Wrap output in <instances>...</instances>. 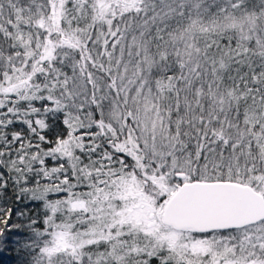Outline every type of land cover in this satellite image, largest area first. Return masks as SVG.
I'll return each instance as SVG.
<instances>
[{"label": "snow or ice", "instance_id": "1", "mask_svg": "<svg viewBox=\"0 0 264 264\" xmlns=\"http://www.w3.org/2000/svg\"><path fill=\"white\" fill-rule=\"evenodd\" d=\"M0 200L31 264H264V0H0Z\"/></svg>", "mask_w": 264, "mask_h": 264}, {"label": "trees", "instance_id": "2", "mask_svg": "<svg viewBox=\"0 0 264 264\" xmlns=\"http://www.w3.org/2000/svg\"><path fill=\"white\" fill-rule=\"evenodd\" d=\"M52 162L49 161V164ZM77 191H87L86 188L77 189ZM11 195V193L9 194ZM64 194H50L49 199L62 198ZM27 207L31 209V215L37 219L36 226L43 230L44 209L42 201H25ZM24 204L13 205L11 200L5 203L0 200V207H24ZM26 225V221L13 215L8 221V225L4 227L3 235L0 236V264H31V255L29 250L24 247L25 242L29 241L31 232L26 226L21 228H13L14 224Z\"/></svg>", "mask_w": 264, "mask_h": 264}]
</instances>
